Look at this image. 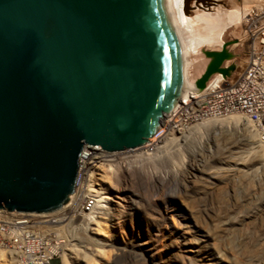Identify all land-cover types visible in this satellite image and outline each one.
<instances>
[{"label":"water","instance_id":"water-1","mask_svg":"<svg viewBox=\"0 0 264 264\" xmlns=\"http://www.w3.org/2000/svg\"><path fill=\"white\" fill-rule=\"evenodd\" d=\"M206 55L195 92L232 72ZM187 91L171 0H0V209L58 210L85 145H145Z\"/></svg>","mask_w":264,"mask_h":264},{"label":"rangeland","instance_id":"rangeland-1","mask_svg":"<svg viewBox=\"0 0 264 264\" xmlns=\"http://www.w3.org/2000/svg\"><path fill=\"white\" fill-rule=\"evenodd\" d=\"M256 1H263L264 3V0H222L224 7L227 9L230 6L232 7V2H234V6L239 4L237 7L241 9H239L242 12L241 19L245 10L249 6L257 3ZM241 19H239L240 33L237 32L240 36L244 34V31L246 32L249 29L250 25H245L243 21L241 23ZM231 29L232 27L226 31L227 35ZM240 38L243 44L235 48V51H232L234 55L230 58L231 60L238 59V61L232 64L233 68L230 76L239 70L238 63L245 57V46L248 42V37L245 33ZM234 125L235 123H232L230 126L234 127ZM236 127L241 128V122L236 123ZM237 131H240V129ZM184 133H187V131ZM202 133L201 137L192 135L186 143L183 142L184 140H179L180 147L178 145L179 149L177 151L173 150L174 148L176 149L175 146L171 148V144L173 143L166 142L167 146L166 144L164 146L168 149L171 148L170 150L166 148V150L159 152L158 156L153 158L151 163V160L148 161L146 159L148 162L144 160L142 163L136 165L132 171H128L127 175L124 174L126 177H131L130 174H133V180L130 182L129 179H124L120 186H125L128 189L127 191L121 192V187L117 186L119 194H125L124 198L126 200H129L133 194H138L142 199L151 203V208L149 211L144 212L141 208L132 209L129 219L123 224L119 222V225L111 216L112 210L109 212L108 209V213L103 209L102 215H104L106 218L105 221L109 225L108 239L113 244V247H111V250L106 255L107 263L101 258L97 259V264H121V261L115 259L116 254L114 252L119 247L121 248L123 241H129L132 238L135 240L133 242L137 244L135 247H137L136 249L139 250L141 255H139V260L128 264H166V260H169V263L172 264H186L187 262H191L192 264H264V170L255 161L251 162L249 158V160H246V164L241 163L244 153L241 154L243 148L237 136L220 140V144L226 147L227 151L222 155H217L216 150L208 152L207 149L206 151V146L209 144L214 145L213 143L215 142H213L214 139L209 138V141L205 145L207 134L206 131ZM174 135L176 136V133ZM147 144L148 142L141 147L114 152L99 149L106 152V154L129 152L131 155L141 154L140 156H136L141 157L148 151L147 148L149 146ZM158 144L162 145L164 141ZM199 148H203L201 150L202 152ZM229 150L236 151L237 153H231V155L238 156V158L235 160L229 159ZM201 153L208 158L213 167L227 166L222 162L227 159V163L230 166H233L234 163H239L235 167L242 168V172L232 178L225 176L211 179L210 181L202 180L201 178L206 175L200 174V171H198L199 166L197 165V158ZM164 155L171 158L169 163L164 159ZM115 161L110 160L109 163L111 162L113 164ZM229 161H233L234 163ZM201 168L204 170L203 167ZM193 172H196L199 176H196L197 174L193 176L191 174ZM162 176H165V179H161ZM187 179L190 181L188 182ZM111 188L109 187L107 191L112 200L123 202L119 198L122 195L116 194ZM126 196L130 197L127 199ZM114 201H111V206L112 204L114 205ZM173 203L174 206L176 205L175 213L179 210V213L181 212L180 215H185L182 218L175 216V218H179L178 222H180V225L177 226V232L180 230L184 232L176 234L177 239L182 243L179 245V249L176 248V251L175 249L171 250L169 248V228H165L164 223L161 221L165 206H170L171 208L168 209H172ZM58 211L43 214H51L54 216ZM241 214L250 216L237 224L228 223L230 218ZM82 220V216L74 220L75 224L73 223L74 227L68 238L69 244H75V247L81 249H83L84 243L80 242L79 239L83 236L81 232L83 231L84 225L86 226V221ZM185 222H189L190 227L184 226ZM156 223L158 224V234L155 242L152 243V248L150 251L140 250V247L147 242V238H149L150 233L153 231V226ZM167 224L169 227L171 225V228L174 225L170 218L167 219ZM118 228H121L123 231V234L121 233L122 235L117 234ZM120 236L122 237L120 238ZM67 248L66 246L64 254L72 261L71 264H83L79 256L75 255V252L67 250ZM0 249L9 251L3 246H0ZM59 258L61 259L62 256L60 255L49 264H60ZM5 259L10 264H17L14 256L11 259L8 253Z\"/></svg>","mask_w":264,"mask_h":264},{"label":"bare ground","instance_id":"bare-ground-1","mask_svg":"<svg viewBox=\"0 0 264 264\" xmlns=\"http://www.w3.org/2000/svg\"><path fill=\"white\" fill-rule=\"evenodd\" d=\"M210 1L211 2H209L208 5L200 6V3L199 5H197L194 0H191L187 4H184V0H171V11H172L173 19L177 31L179 33L180 40L184 46L185 55L189 68L190 91L186 92V96L184 99H186V97L191 93L196 94L202 92L207 85L211 84L212 82L220 78L219 73H214L209 77V79L205 83V87L203 90H201L200 92H195L193 90L195 81L203 74L210 60L209 57L206 55L207 52H212V51L217 52L223 48H225L227 52H232L235 51V48L243 44L242 43L243 41L241 42L242 39L240 37L245 35V31L243 32L244 34L242 36L239 35L240 33L239 19H241V13H242L240 12L241 9L237 7L239 6V4L237 6H234L233 5L234 2H232L233 4L229 2V4H231L232 7L230 6V8L227 9L224 7L223 5L224 3L222 2V0H210ZM256 2L257 3L249 6L245 10V13L243 14L241 19V23L243 21L245 25L253 24L254 20L256 19L255 18L256 15L259 14L258 12L264 11L263 1L262 2L256 1ZM231 27L232 29L230 33L227 35L226 31ZM237 32L239 33L237 34ZM236 61H238V59H234V60L226 59L223 61L222 66L223 67L232 66V64ZM243 64H244V59H242L238 63L239 70L243 67ZM181 99L183 98L180 97L179 101ZM241 118L242 117H240L239 115H227L218 118H208L184 130L181 128H177L176 125H172V122H168V120L162 119L161 125H163L165 129L161 133H158L155 137H151L148 139L147 145L149 147L147 148V150L149 152L146 151L144 156L141 157H136L139 154L131 155V153L129 152L106 154V152L100 150L98 146L83 148L80 155V159L78 161V170H77V173L81 175V180L78 186L75 187L74 185V191L69 196L68 202L64 204L61 208H59L58 209L59 211L56 213V215H58L60 212L61 213L65 212L64 216L67 217L64 218L65 225L63 228L65 229L67 227L69 231L73 229L74 227L73 225L75 224L74 220H76L78 217L82 216V219L86 221V226L84 225L83 229L79 228L83 230L81 232L83 236H81L82 238L79 239L80 242L84 243L83 249L75 247L76 246L75 244H71V243L69 244L67 237V240L64 244L65 247L66 246L68 247L67 250H71L75 252V255L79 256V259L83 264H97V259H101V258L102 260L105 261V263H107L106 255L111 250V247H113L112 246L113 244L108 239L109 225L105 221L106 218L104 217V215H102L104 211L103 209H105V211L107 212L108 209L109 212L110 210H112L111 216L116 221L117 224L119 222L122 224L125 223V221L129 219V216L131 214L130 212L132 209L141 208L143 212L149 211V209L151 208V203L142 199V197L138 196V194H133V196L131 197L126 196L127 199L128 197L131 198V199L129 198V200H126V198H124L125 194H119V189L117 191V186L122 185L123 183L122 181L124 179L126 180L129 179V181L132 182L133 174H130L131 177H126L124 176V174L127 175L128 171H132L134 167H136V165L142 163L144 160L145 161L151 160L150 161L151 163L153 158L158 156L159 152L166 150L167 147L164 146L166 142L173 143L171 144L172 145L171 148L175 146L176 149L174 148L173 150L177 151L180 147L178 143L179 140H184L183 142L186 143V141L190 137H192V135L201 137V135L203 134L202 132L206 131L207 136L205 135L206 136L205 145L209 141L208 140L209 138L214 139L213 142H215L213 143L214 145L209 144L208 146H206V151L207 149L208 152H212L216 150L217 155H222L227 151V149L226 147L222 146L219 141L228 139L233 136H237V138H239V141H241V145L243 148L241 154L244 153L243 161L241 163L246 164L247 163L246 160L250 159L251 162L255 161L264 170V142L260 141L257 138L255 132L253 131V128L249 129L250 127H252L251 124L245 119L243 118L241 119ZM238 122H241L242 124L241 128L236 127V123ZM232 123H235L234 127L230 126ZM239 129L240 131H237ZM186 131L187 133H184ZM175 133L176 136L174 135ZM163 141L164 144L162 145L158 144ZM170 149L167 148V150ZM201 150H203V148L200 149V151ZM165 152L167 153V151ZM165 152L164 154H166ZM231 153L233 154L237 152L229 150V154H228L229 159L235 160L238 158V156H233L231 155ZM164 159H166L168 163L171 160V158L167 156H165ZM110 160L111 161L116 160V161L115 163L112 164L111 162L109 163ZM197 161H198L197 165L199 166L198 171H200L201 175H206L201 178L202 180L210 181L211 179H217L218 177H225V176H230L232 178L235 177V175L242 172V168L239 169V167H235L239 163H234L233 161H229L234 163L233 166H230L229 163H227L228 162L227 159L222 161L227 166L213 167L211 166V163L209 162L208 158L204 156L203 153L200 154V156L197 158ZM201 167H203L204 170H202ZM191 174L194 176L197 173L193 172ZM196 176H199V174H197ZM190 178H192V176H190ZM161 179H165V176H162ZM187 181L189 182L190 180L187 179ZM109 187H112L111 189L114 190L116 194L122 195L119 198H121L123 202L112 200L111 196H109L110 194H108L107 191ZM120 187H121L120 188L121 192L127 191L128 189L125 186H120ZM85 196L86 197L88 196L91 199H93L94 204L92 206V209L89 212H82V211L78 212L80 202ZM111 201L112 202L114 201V205L112 204V206H111ZM172 206H173L172 209H168L171 208L170 206H165V211L163 212V217H161V221L164 223L165 228L166 227L169 228L168 240L170 244H168V246H170L169 248L171 250L175 249L176 251L177 250L176 248L179 249V245L182 244L177 239L176 234H179V232L181 233L184 232L183 230L177 232V226L180 225V222H178L179 218H175V216L177 217L180 216V218H182L183 216L185 217V215L184 214L180 215L181 212L179 213V210H177V213H175L176 205L174 206L173 203ZM163 209H164V205H163ZM38 216L46 217L45 214H41ZM248 216L250 215L241 214V215L233 216L232 218L229 219L228 223L229 224L240 223ZM168 218H170L173 221L174 225H172V228L171 225L169 227V225L167 224ZM187 218H189V216H187ZM58 221H61V219H58ZM188 223L189 222H185L184 226L190 227V224ZM157 231H158V224L156 223L153 226V231L150 233L149 238H147V242L142 247H140V250L150 251L153 245L152 243L155 242L156 240L158 234ZM118 233L120 235L123 234L121 228H118L117 234ZM121 237L122 236H120V238ZM133 241H135L133 238L129 241L128 240L123 241V243L121 244L122 245L121 248L119 247L118 250L114 252L116 254L115 259L121 261L120 262L121 264L134 263L135 261L139 260V255L141 254L139 253V250L136 249L137 247H135L137 244ZM66 243L68 244L66 245ZM7 253L9 257L13 259V255L11 251H5L3 249H0V264H10L5 259ZM61 256L62 258L61 259L59 258L60 264L72 263V261H70L69 258L66 257L64 252L63 255ZM166 264H172V263H169V260H166ZM186 264H192V263L187 262Z\"/></svg>","mask_w":264,"mask_h":264},{"label":"built area","instance_id":"built-area-1","mask_svg":"<svg viewBox=\"0 0 264 264\" xmlns=\"http://www.w3.org/2000/svg\"><path fill=\"white\" fill-rule=\"evenodd\" d=\"M258 13L245 32L248 42L243 67L230 77L219 73L220 78L202 92L181 99L176 108L164 116L165 120L184 130L208 118L239 115L264 142V11ZM164 128L162 125L152 137ZM80 180L81 175L77 173L75 187ZM93 204V199L85 196L78 212H89ZM64 213L40 217L38 215L43 213L0 209V246L12 252L17 264H49L62 255L71 232L63 228L67 217Z\"/></svg>","mask_w":264,"mask_h":264}]
</instances>
